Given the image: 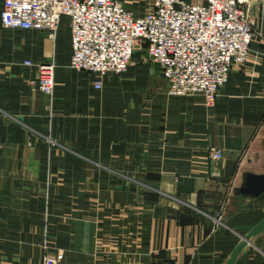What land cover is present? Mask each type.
Segmentation results:
<instances>
[{"label": "crops", "instance_id": "crops-1", "mask_svg": "<svg viewBox=\"0 0 264 264\" xmlns=\"http://www.w3.org/2000/svg\"><path fill=\"white\" fill-rule=\"evenodd\" d=\"M249 14L260 35L213 108L168 95L144 49L121 74L70 68L68 16L54 39L0 21V264H226L264 219V13ZM26 59L53 62L51 96ZM232 264H264V226Z\"/></svg>", "mask_w": 264, "mask_h": 264}, {"label": "built area", "instance_id": "built-area-1", "mask_svg": "<svg viewBox=\"0 0 264 264\" xmlns=\"http://www.w3.org/2000/svg\"><path fill=\"white\" fill-rule=\"evenodd\" d=\"M264 0H152V9L137 16L118 0H3V28L47 31L54 39L62 16L71 22L69 67L104 77L121 74L136 50L160 66L170 96L200 94L213 108L227 82L232 64L245 62L256 35L249 22V8ZM256 37V36H255ZM33 66L32 83L52 95V61H23ZM95 88L101 82L94 83ZM211 160L222 152L209 148ZM63 254L44 255L41 264H62Z\"/></svg>", "mask_w": 264, "mask_h": 264}, {"label": "water", "instance_id": "water-1", "mask_svg": "<svg viewBox=\"0 0 264 264\" xmlns=\"http://www.w3.org/2000/svg\"><path fill=\"white\" fill-rule=\"evenodd\" d=\"M138 55V54H137ZM264 226V219L258 223L256 226H254L247 234L246 236L243 238V241L241 244H239L234 251L232 252L231 257L229 258V260L226 262V264H232V262L234 261V259L236 258L237 254L240 252V250L242 249L243 245L245 244V241H247L248 239H250L252 236H254L262 227Z\"/></svg>", "mask_w": 264, "mask_h": 264}, {"label": "rangeland", "instance_id": "rangeland-1", "mask_svg": "<svg viewBox=\"0 0 264 264\" xmlns=\"http://www.w3.org/2000/svg\"><path fill=\"white\" fill-rule=\"evenodd\" d=\"M261 13V12H260ZM261 14H263V13H261ZM249 15V22H250V14H248ZM250 24H251V22H250ZM251 26H252V24H251ZM252 28H253V26H252ZM253 30H254V32H256V35L255 36H258V35H260V34H258V32L253 28ZM254 36V37H255ZM142 54H144L146 57H147V54H146V52L144 51V50H142V51H140ZM145 57V58H146ZM148 58V57H147ZM207 154H208V152H207ZM209 157V156H208ZM210 158V157H209Z\"/></svg>", "mask_w": 264, "mask_h": 264}]
</instances>
